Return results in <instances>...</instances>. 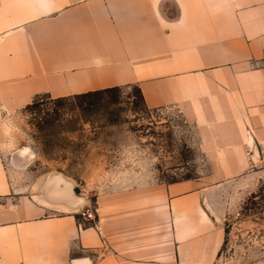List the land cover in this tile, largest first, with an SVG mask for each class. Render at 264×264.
Masks as SVG:
<instances>
[{
	"label": "crops",
	"instance_id": "0c3cea01",
	"mask_svg": "<svg viewBox=\"0 0 264 264\" xmlns=\"http://www.w3.org/2000/svg\"><path fill=\"white\" fill-rule=\"evenodd\" d=\"M130 86L195 128L209 176L46 198L8 118ZM262 182L264 0H0V264H218Z\"/></svg>",
	"mask_w": 264,
	"mask_h": 264
},
{
	"label": "rangeland",
	"instance_id": "374dc122",
	"mask_svg": "<svg viewBox=\"0 0 264 264\" xmlns=\"http://www.w3.org/2000/svg\"><path fill=\"white\" fill-rule=\"evenodd\" d=\"M39 100L8 118L14 139L28 150L32 169L59 175L91 198L209 176L195 128L177 108L148 109L136 86ZM225 230L218 264H255L264 252V182L238 199Z\"/></svg>",
	"mask_w": 264,
	"mask_h": 264
},
{
	"label": "water",
	"instance_id": "95a60500",
	"mask_svg": "<svg viewBox=\"0 0 264 264\" xmlns=\"http://www.w3.org/2000/svg\"><path fill=\"white\" fill-rule=\"evenodd\" d=\"M46 183H49L50 188L45 193L46 198H65L67 197L69 192H72L74 194H81L80 191L72 184L71 182L65 180L63 177L59 175H45ZM60 180H63L65 182L71 183L73 185L72 190H66V186L64 183H62ZM63 202V201H62Z\"/></svg>",
	"mask_w": 264,
	"mask_h": 264
},
{
	"label": "trees",
	"instance_id": "16d2710c",
	"mask_svg": "<svg viewBox=\"0 0 264 264\" xmlns=\"http://www.w3.org/2000/svg\"><path fill=\"white\" fill-rule=\"evenodd\" d=\"M107 91H108V90H107ZM100 92H104V91H100ZM100 92H93V93H87V94H83V95H76V96H72V97H68V98H74V99H86V98H90V97H92V96L98 95ZM139 93H140V91H139ZM140 95H141V93H140ZM42 96L49 97L48 95H40V96H37V97L33 100V102H32L30 105H28L25 109H30V108L36 106V105L39 103V101H40V100H39L40 97H42ZM63 99H66V98H63ZM57 100H59V99H57Z\"/></svg>",
	"mask_w": 264,
	"mask_h": 264
},
{
	"label": "built area",
	"instance_id": "2783aa9c",
	"mask_svg": "<svg viewBox=\"0 0 264 264\" xmlns=\"http://www.w3.org/2000/svg\"><path fill=\"white\" fill-rule=\"evenodd\" d=\"M82 221L84 222H95L96 221V212L89 208L82 214Z\"/></svg>",
	"mask_w": 264,
	"mask_h": 264
},
{
	"label": "bare ground",
	"instance_id": "6f19581e",
	"mask_svg": "<svg viewBox=\"0 0 264 264\" xmlns=\"http://www.w3.org/2000/svg\"><path fill=\"white\" fill-rule=\"evenodd\" d=\"M62 183H64V185L66 186V190H69L71 187V184L70 183H68V182H64V181H62Z\"/></svg>",
	"mask_w": 264,
	"mask_h": 264
}]
</instances>
